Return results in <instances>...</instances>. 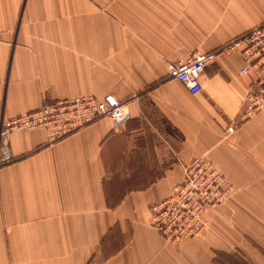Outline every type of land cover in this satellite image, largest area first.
<instances>
[{
  "label": "crops",
  "instance_id": "0c3cea01",
  "mask_svg": "<svg viewBox=\"0 0 264 264\" xmlns=\"http://www.w3.org/2000/svg\"><path fill=\"white\" fill-rule=\"evenodd\" d=\"M262 23L264 0H0V122L89 96L129 113L53 143L43 129L9 135L0 264H264V109L243 116L251 76L238 54H218L196 95L168 77ZM198 157L234 194L196 239L166 245L149 206Z\"/></svg>",
  "mask_w": 264,
  "mask_h": 264
},
{
  "label": "built area",
  "instance_id": "2783aa9c",
  "mask_svg": "<svg viewBox=\"0 0 264 264\" xmlns=\"http://www.w3.org/2000/svg\"><path fill=\"white\" fill-rule=\"evenodd\" d=\"M218 54H238L242 60L239 75L252 78L244 118L264 109V23L232 38L212 53H194L185 60L168 65V77L180 83L191 95L201 92L200 77ZM108 119L114 126L129 120L127 103L112 96L101 99L76 97L50 103L34 112L12 116L0 122V168L11 160L8 137L13 132L43 129L47 141L62 140L99 120ZM237 124L225 129L230 136ZM234 194L228 178L204 157L183 166V180L173 186L170 195L148 209L147 226L156 230L166 245L196 239L208 229L204 215L218 209Z\"/></svg>",
  "mask_w": 264,
  "mask_h": 264
},
{
  "label": "rangeland",
  "instance_id": "374dc122",
  "mask_svg": "<svg viewBox=\"0 0 264 264\" xmlns=\"http://www.w3.org/2000/svg\"><path fill=\"white\" fill-rule=\"evenodd\" d=\"M225 261H227V259H224ZM223 261V259H221V261L220 262H222Z\"/></svg>",
  "mask_w": 264,
  "mask_h": 264
}]
</instances>
